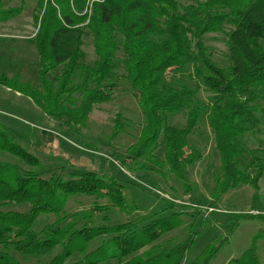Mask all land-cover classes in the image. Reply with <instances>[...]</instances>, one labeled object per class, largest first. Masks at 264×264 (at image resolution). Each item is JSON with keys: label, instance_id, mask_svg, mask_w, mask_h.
<instances>
[{"label": "trees", "instance_id": "1", "mask_svg": "<svg viewBox=\"0 0 264 264\" xmlns=\"http://www.w3.org/2000/svg\"><path fill=\"white\" fill-rule=\"evenodd\" d=\"M3 1L0 23L20 15L30 0L16 8ZM33 1L37 80L0 74V87L82 140L93 108L129 87L145 123L135 143L113 152L119 169L154 173L166 187L174 180L191 203L165 202L164 210L175 211L169 219L142 217L115 174L51 172L0 128V153L15 159L0 161V264H181L196 237L192 225L183 242L164 237L182 226L181 217L195 215L189 208L206 207L193 197L186 176L201 158L190 142L200 124L212 133L219 160L209 191L213 202L241 186L258 191L264 175V148L249 151L244 142L264 120V0ZM208 35L225 36L222 61L205 46ZM84 36L96 58L92 66L82 62ZM180 114L185 124L176 127L172 119ZM119 121L111 139L125 128ZM84 201L88 208H70ZM242 217L249 216L229 220V234ZM260 237L234 263L259 264ZM217 251L211 243L192 264H210Z\"/></svg>", "mask_w": 264, "mask_h": 264}, {"label": "rangeland", "instance_id": "2", "mask_svg": "<svg viewBox=\"0 0 264 264\" xmlns=\"http://www.w3.org/2000/svg\"><path fill=\"white\" fill-rule=\"evenodd\" d=\"M19 2L4 0L3 7L16 8ZM34 8L35 2L30 0L20 15L6 23H0V74L12 77L19 73L22 81L32 83L37 80L38 65V57L30 43L36 32ZM89 40V36H84L82 62L92 66L96 58ZM204 44L217 61L223 60L226 52L224 35H208ZM121 88L122 91H116L109 103L93 108L87 120V129L83 131L88 139L82 140L61 130L24 97L0 87V128L13 132L18 137L20 146L37 157L46 170L63 171L64 174L86 171L115 174L117 180L125 184L124 195L137 207L139 215L153 216L160 220L172 218L175 211L164 210L165 202L189 205V193L177 187L174 180L166 183L171 187L170 190L154 173L136 175L120 170L117 157L113 154L114 151L135 143L145 123L138 98L129 87ZM206 96L204 92L200 93L202 100ZM117 116H120L122 121L119 122L125 128L116 139H111ZM185 119L186 115L180 114L173 117L172 123L176 127H183ZM190 142L201 152L200 160L186 174L193 197L206 204L205 208L212 207L214 211L209 212L204 207L189 208L195 215L187 213L186 217H181L182 226L164 238L175 237L183 242L188 237L189 231L186 228L192 225L190 230L195 232L196 237L181 264L197 261L211 243L218 246V251L210 264H236L234 260L251 246L253 238L260 233L261 237L256 241V255L259 264H264V175L258 183V191L249 186H241L213 202L209 191L213 187L212 175L218 171L219 160L214 150L212 133L206 125L200 124V128L190 137ZM244 142L249 151L264 148V120L256 131L245 136ZM0 161L13 163L15 159L0 153ZM84 202L86 205L83 207L71 203L70 208H88L90 201ZM113 208L117 210L116 207ZM234 215L249 217L238 219L235 229L229 234V220ZM160 264H174V261L172 259Z\"/></svg>", "mask_w": 264, "mask_h": 264}]
</instances>
